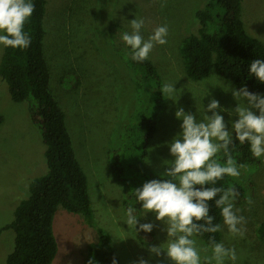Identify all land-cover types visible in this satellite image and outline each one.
Returning <instances> with one entry per match:
<instances>
[{
	"label": "rangeland",
	"instance_id": "1",
	"mask_svg": "<svg viewBox=\"0 0 264 264\" xmlns=\"http://www.w3.org/2000/svg\"><path fill=\"white\" fill-rule=\"evenodd\" d=\"M208 5L214 6L216 16L221 14L216 0H48L44 50L51 68V89L66 114L77 157L88 176L95 221L112 236L123 264H137L140 258L148 264H174L166 254L150 253L151 247L166 242L167 233L153 213L145 215L134 189L153 179H166L161 175L169 167L165 162L174 159L169 145L182 131L176 112L183 108L199 120L213 98L223 109L238 106L232 89H239L233 81L216 71L204 80H193L185 70L180 46L185 37L198 32L196 13ZM242 13L247 31L264 41V0H243ZM136 16L145 20L141 30L145 39L157 27H168L167 43L155 45L148 57L163 83L178 89L176 100L166 97L159 113L154 109L153 85L139 63L132 61V50L122 39L125 32H131L130 21ZM4 48L0 46V61ZM259 94L264 96V92ZM220 114L231 130L230 121L238 116H229L227 111ZM0 115L4 116L0 127L1 228L12 222L15 208L29 194L31 180L46 174L48 164L46 144L30 116L29 103L13 100L1 75ZM154 118H158V129L147 140L144 122ZM235 159L238 165H246L238 178L230 177L232 184L243 187L236 207L246 217V233L233 237L225 227L221 243L236 249L235 264H264V241L257 234L264 220V157L256 162ZM130 206L139 223L154 224L151 233L142 232L140 237L128 228L125 220ZM54 232L59 250L53 264H85L93 228L83 215L60 205ZM15 236L13 229L0 235V264L13 251ZM196 239L204 264L211 248L201 236Z\"/></svg>",
	"mask_w": 264,
	"mask_h": 264
},
{
	"label": "trees",
	"instance_id": "2",
	"mask_svg": "<svg viewBox=\"0 0 264 264\" xmlns=\"http://www.w3.org/2000/svg\"><path fill=\"white\" fill-rule=\"evenodd\" d=\"M30 2L35 10L25 31L31 43L26 49L4 48L0 75L8 83L13 100L29 103L30 116L40 127L46 144L48 171L31 180L29 194L15 208L14 219L0 228V235L7 229H13L16 234L15 247L5 264H53L59 250L54 220L60 205L83 215L93 228L85 264H112L113 257L117 264H123L112 236L95 221L88 176L77 157L66 114L51 89V68L44 50L48 0ZM216 4L221 14H214L213 5L197 11L198 32L182 41L180 52L187 75L193 80H204L216 71L233 81L238 89L247 87L252 93H263L264 83L251 76L248 69L252 61L264 60V41L247 31L243 0H216ZM138 63L153 85L154 109L159 113L166 101L160 90L164 84L161 74L149 58ZM3 123L4 116L0 115V127ZM157 129L158 118L145 121L146 139L150 140ZM231 151L239 162L259 160L253 157L247 143L241 145L236 141ZM221 185L234 186L240 193L236 200H241L243 187L239 183L232 184L230 177H225L217 186ZM210 214L215 216L214 223H223L219 209L213 206ZM142 232L138 233L140 237ZM257 234L264 241V220L257 227ZM210 236L221 243L223 232L206 233L201 238L210 245Z\"/></svg>",
	"mask_w": 264,
	"mask_h": 264
},
{
	"label": "clouds",
	"instance_id": "3",
	"mask_svg": "<svg viewBox=\"0 0 264 264\" xmlns=\"http://www.w3.org/2000/svg\"><path fill=\"white\" fill-rule=\"evenodd\" d=\"M34 10L30 0H0V46L13 49L29 47L31 39L25 25ZM144 24L145 20L136 16L130 21L131 32L122 36L130 46L131 59L135 62L147 60L155 45L167 43V25L157 27L145 39L141 32ZM248 70L251 76L264 83V60L252 61ZM160 90L167 99L176 100V85L164 83ZM232 94L238 105L235 109H223L213 98L199 120L196 115L180 108L176 117L182 120V131L169 145L174 159L165 162L169 167L161 175L166 179H153L144 183L142 188L134 189L145 215L153 213L167 233L166 242L151 247L150 253L155 256L166 254L174 264H201L196 238L206 233L215 234L225 227L233 237L242 238L246 233V217L236 207L239 191L232 185H217L225 177L238 178L240 169L246 167L238 165L232 154L236 141L241 145L249 144L256 159L264 157V96L250 92L247 87L232 89ZM254 110H258L259 115ZM221 111H227L229 116H238V119L230 121L231 130ZM208 112L212 115L209 116ZM247 203H253L251 197L247 198ZM213 206L219 209L223 224L214 223L215 216L210 214ZM134 212L133 207H128L125 220L128 228L136 233H151L154 224L139 223ZM209 243L212 254L204 257V264H226V261L235 264L238 257L234 247L216 242L214 236H210ZM112 264H117L115 257ZM137 264H148V261L140 258Z\"/></svg>",
	"mask_w": 264,
	"mask_h": 264
}]
</instances>
